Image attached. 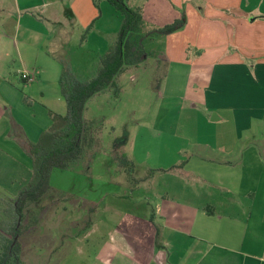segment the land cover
I'll list each match as a JSON object with an SVG mask.
<instances>
[{
	"label": "crops",
	"instance_id": "0c3cea01",
	"mask_svg": "<svg viewBox=\"0 0 264 264\" xmlns=\"http://www.w3.org/2000/svg\"><path fill=\"white\" fill-rule=\"evenodd\" d=\"M55 1L0 0V200L15 198L27 185V144L53 127V115L67 111L59 89L62 66L45 49L50 34L33 15L49 14ZM135 5L144 23H154L149 31L158 29L162 15L173 23L184 11L185 26L165 36V56L208 86L209 122L230 124L209 127L214 142L197 144L207 147L205 155L196 153L171 175L170 189L151 200V253L144 264H264V0ZM68 7L67 23L80 15L81 32L92 23V35L113 36L101 30L104 9L113 15L106 1L72 0ZM22 72L30 79H21Z\"/></svg>",
	"mask_w": 264,
	"mask_h": 264
},
{
	"label": "rangeland",
	"instance_id": "374dc122",
	"mask_svg": "<svg viewBox=\"0 0 264 264\" xmlns=\"http://www.w3.org/2000/svg\"><path fill=\"white\" fill-rule=\"evenodd\" d=\"M127 1L132 7L145 2ZM70 5L72 0H56L49 14L31 12L50 34L45 49L87 80L116 40L122 16L112 6V16L104 9L101 30L113 36L101 38L91 34L92 23L80 31V15L67 23ZM73 8L79 13L83 7ZM167 19L162 15L158 29L173 21ZM147 25L155 26L145 22L142 36L151 32ZM166 42L165 36L146 38V60L119 75L116 92L106 90L87 103L86 153L70 169L53 171V192L31 209L30 229L20 239L23 264H144V255H150L151 200L170 189L171 175L181 173L196 153L205 155L207 147L197 144L214 142L209 127L230 125L205 117L208 86L196 83L187 66L169 64Z\"/></svg>",
	"mask_w": 264,
	"mask_h": 264
},
{
	"label": "trees",
	"instance_id": "16d2710c",
	"mask_svg": "<svg viewBox=\"0 0 264 264\" xmlns=\"http://www.w3.org/2000/svg\"><path fill=\"white\" fill-rule=\"evenodd\" d=\"M104 1L122 16L116 40L100 58L90 79H79L69 66L60 62L59 89L67 111L64 116L53 115V127L43 132L37 142L27 144L25 153L32 167L27 185L15 198L0 200V264H23L20 239L30 229L26 220L31 209L53 192L50 178L54 170H68L82 161L90 136V125L84 118L87 103L106 90L116 92L119 75L146 60L148 54L143 47L146 38L170 35L186 24L182 14L179 20L142 36L144 19L138 9L132 8L127 0Z\"/></svg>",
	"mask_w": 264,
	"mask_h": 264
},
{
	"label": "built area",
	"instance_id": "2783aa9c",
	"mask_svg": "<svg viewBox=\"0 0 264 264\" xmlns=\"http://www.w3.org/2000/svg\"><path fill=\"white\" fill-rule=\"evenodd\" d=\"M20 77H21V79H23V80H29L30 79V77H29V74L27 73H21L20 74Z\"/></svg>",
	"mask_w": 264,
	"mask_h": 264
}]
</instances>
